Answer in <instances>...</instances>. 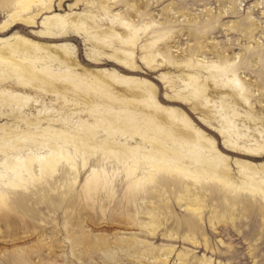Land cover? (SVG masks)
<instances>
[{"label": "rangeland", "instance_id": "374dc122", "mask_svg": "<svg viewBox=\"0 0 264 264\" xmlns=\"http://www.w3.org/2000/svg\"><path fill=\"white\" fill-rule=\"evenodd\" d=\"M26 3V0H0V47L5 45L4 40L14 43L17 37L49 46L64 43L70 46L80 65L88 70H109L150 81L156 85L158 101L163 107L180 110L195 128L215 141L221 154L213 159L219 160L220 167L214 176L212 167L205 164L206 176L188 181L192 196L174 182L185 180L184 174L177 171H169L168 175L161 171L160 180L167 176L172 181L160 188L156 186L160 173L156 183L146 181L138 189L129 187L124 165L110 153L120 149L112 145L105 147L104 140L108 136L101 120L108 117L101 94L90 88L94 84H78L74 91L60 77L57 82V85L65 86L68 97H75L79 102L73 109L80 112L77 117L88 120L84 128L78 127L79 118L67 117L63 97L45 92L36 94L28 89L26 96L34 99L23 108L16 102L4 104L3 108L0 105V136L7 131L13 136L20 131L28 132V137L17 142L24 143L36 154L48 153L44 143L57 142L74 157L78 178L75 179L74 171L65 172L63 169L67 165L60 162L53 179L3 188L4 194L0 196V264H107L104 263L106 254L115 259L113 264H204L208 260L211 264H264V204L251 207L250 196L242 192L236 198L243 204L232 206L234 195L230 187L218 181L227 158L234 178L240 181L235 160L243 158L225 143L219 124L209 120L206 113L194 111L191 103L174 99L167 79L161 77H185L188 70L183 63L188 60H200L201 64L195 63V66L205 77L214 73L213 64L230 66L247 87H252V109L264 112V0H140L138 4L135 0H82L76 11L95 16L109 32L122 33L120 22L114 19L116 15L139 28V41L132 45L138 57L139 68L135 71L101 56L100 51L110 53V49L102 47L94 36H87L83 31L60 39L47 35L46 18L69 13V5L75 0L64 1L63 9L58 7L59 0H55L51 10L46 9L47 0L41 3L35 0L25 13L29 17L40 14L35 27L21 24L16 17L15 13L23 12ZM132 6H141L142 10ZM19 15L27 18V15ZM152 20L156 25L146 28ZM144 45L150 47L141 54ZM159 49L169 52L176 60L174 66H169L161 57L154 58ZM3 54L0 51V55ZM141 56H146L148 62L141 61ZM8 57L19 60L24 55L11 48ZM43 59L47 65L59 69L58 59ZM7 63L0 60V69ZM17 70L12 78L15 84L18 77L14 76L22 74ZM24 75L25 72L19 78ZM48 82L55 83L54 77H49ZM210 82L214 80L210 79ZM220 85L222 83L219 88ZM114 87L112 90L116 92ZM223 88L226 92L231 90ZM84 96L91 97L100 106H88ZM236 106L241 113L247 109L245 105ZM113 107L119 109L116 104ZM129 107L142 108V112L144 109L138 102ZM140 117L136 114L139 125L146 130V121ZM55 131L70 138L62 140ZM147 133L151 138L154 131L147 130ZM116 136L121 137L120 133ZM78 138L85 141L79 143L81 151L75 149L74 140ZM91 141L97 146L90 148L87 142ZM109 141H113V137ZM136 142L141 145V138L136 137ZM204 152L210 155L208 151ZM12 153L15 152L12 151L9 157ZM123 154L129 156L128 152ZM83 158L88 161L86 167H83ZM6 160V154L0 151V173L3 175H7ZM195 166H190L192 172L196 171ZM93 168L111 174L113 183L109 188L93 183L85 185ZM153 188L161 192L155 199L149 197L143 202L147 191ZM102 238L106 240V249L100 251L98 244Z\"/></svg>", "mask_w": 264, "mask_h": 264}, {"label": "bare ground", "instance_id": "6f19581e", "mask_svg": "<svg viewBox=\"0 0 264 264\" xmlns=\"http://www.w3.org/2000/svg\"><path fill=\"white\" fill-rule=\"evenodd\" d=\"M34 1L26 0L27 3L23 7V12L15 13L21 24L29 27L37 26V19L40 16V14H36L29 17L28 14H25L28 13L29 8H32ZM42 1L39 0L40 3ZM64 1L66 0H59L58 7L61 9H63L62 4ZM139 1L135 0V3L137 2L138 4ZM81 2L82 0H75L74 4L69 5V13L55 14L46 18L44 26L48 28L47 35L53 39H60L61 36L67 37L70 33L78 34L83 31L87 36H94V40L98 41L99 45L110 49V53L100 51L101 56L108 57L116 63L127 66L132 71L137 70L139 68L137 64L138 57L132 45L135 46L137 41H139L137 35L139 28L116 15L114 19L120 22L122 33L109 32L103 28L104 25L100 24L101 21L97 20L95 16L80 14L76 11ZM54 3L55 0H47L46 9L51 10ZM133 7L135 9L138 8L137 6ZM140 10H142L141 6L138 8V11ZM19 14L27 15V18ZM140 15L143 16L144 14ZM155 25L156 22L152 20L151 25L145 27L149 28ZM158 41L153 43L157 44ZM3 43L5 45L0 47V51L4 54L0 55V60L8 61V63L0 69V105L2 108L4 104L9 102L19 103L18 107L23 108L24 104L34 99V97L26 96V91L32 89L36 94L45 92L63 97L65 107H67V117L75 118L80 112H77L73 107L79 106V102H77L75 97L67 96V91H64L65 86L57 85L59 77L71 85L74 91L78 88V84H94L92 87L90 85V88L101 94L102 105L108 117L107 120H101L108 136L104 140L105 147L112 145L116 149H120L119 152L112 151L110 153L114 154L124 165L123 168L126 172V180L129 183V187L138 189L146 181L156 183L155 180L159 178V175L161 177L164 171L165 173L163 174L165 175H168L169 171L172 173L177 171V173L182 172L184 174L185 180H174V182L191 195L193 190L188 181H197L205 177V164L210 166V168L212 167L214 176L217 175L220 162L217 158L213 159V157L221 153L218 151L215 141L208 138L204 132L195 128L190 123L189 117L180 110L163 107L158 101V89L150 81L131 75H120L109 70H88L80 65L78 60L72 55L70 46L64 43L57 46H49L22 37H17L14 43H11L9 39L4 40ZM149 47V45L141 47V54H144V50L147 51L146 49H149ZM11 48H15L24 57L19 60L14 57L6 58ZM156 57H161L169 66H174L176 63V60L164 49H159V53L154 58ZM43 58L48 60L58 59L59 69L55 70L52 65H47L45 63L46 60ZM140 60L148 62L146 56H141ZM195 63L201 64L200 60H188V62L183 63L188 70L185 77L178 76L176 79L169 75H162L161 77L163 80L167 79L166 84L171 87L174 99L176 98L185 103L189 102L193 105L192 109L194 111L206 113L209 120L219 124L220 133L224 137L225 143L235 152H239L236 155L241 156L243 159H248L235 160L236 168L240 174V181H236L234 178L235 173L230 166L228 158L221 171L222 175L219 176L218 181L228 185L226 187H230L231 194L234 195V199L231 201L232 204H230L232 206H236L239 203L243 204L237 198L240 197L242 192H246L253 202L250 205L251 207L258 204L263 205L264 112H256L252 109L250 106V97L253 96L252 87H247L230 66L220 67L213 64L214 73L205 77L198 71ZM17 69L22 74L25 72V77L19 78L22 74L15 75L14 77H18L16 78L18 82L15 84L12 78L14 73L18 71ZM62 70H64L63 73L65 75L60 73ZM49 77H54L55 83L48 82ZM10 79L12 80L10 81ZM210 79H213L214 82H210ZM219 83H222L220 88ZM113 86H115L116 92L112 90ZM223 86L229 87L231 90L226 92ZM84 97L88 106L92 108L100 106L96 105L95 100H92L91 97ZM137 102L143 106V112L142 108L129 107V105H134ZM115 104L119 106V109L113 107ZM124 104L128 106L125 107ZM236 104L245 105L247 109L244 113H241ZM136 114L138 116L141 115L140 118L143 122L146 121L148 126L146 130L139 125L136 120ZM77 118H79V121H77L78 127L84 128L88 120L81 117ZM252 125H260V127L252 129ZM91 128L93 129L94 126ZM147 130L154 131L151 138H149ZM55 132V135L62 140L70 138L60 131ZM94 133L97 134L96 132ZM119 133L121 137L116 136ZM29 135L28 132L20 131L18 135L13 136L11 132L7 131L3 137L0 136V151L6 154L7 157L4 164L7 169V175L0 173V196L4 194L3 188L9 186H25L33 181L53 179L58 172L57 165L60 162L67 165L63 169L65 172L74 171L75 179L77 180L78 178L77 163L67 149L60 146L57 142H46L44 143V150L48 153L41 154L38 152L36 154L24 143L17 142V140ZM110 137H113V141H109ZM136 137L141 138V145L137 144ZM164 139L170 140V143ZM74 141L76 143L75 149L81 151L82 146L79 143L84 140L81 139L80 141L78 138L77 141ZM87 143L90 148L97 146L93 141ZM204 150L208 151L209 153H207L210 155H207ZM12 151L15 153H12L11 157H9ZM105 151H108V148ZM186 151L188 152L187 154L184 153ZM123 152H128L129 156L124 155ZM89 153L93 154L91 151ZM259 159L263 160V162H258ZM35 163L36 165L34 166ZM193 164L196 165L195 172L190 170V166ZM86 166H88V161L83 158V167ZM161 171L162 173H160ZM259 179L261 180L259 181ZM171 181L166 176L156 186L160 188L168 185ZM91 183L107 189L112 185L113 181L111 174L105 170L100 171L93 168L86 179L85 185ZM160 192L161 190L156 188L147 191V196L143 198V202H146L149 197L155 199ZM196 195L200 198L198 194ZM105 245L106 240L102 238V241L98 244L99 250H105ZM136 249L132 248L135 251ZM105 262L113 264L115 259L106 254L104 255ZM203 263L211 264L212 262L208 260Z\"/></svg>", "mask_w": 264, "mask_h": 264}]
</instances>
